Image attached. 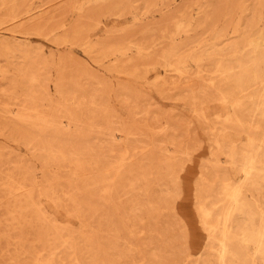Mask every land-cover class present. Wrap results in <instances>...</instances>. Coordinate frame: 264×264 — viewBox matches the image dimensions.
Instances as JSON below:
<instances>
[{"label": "rangeland", "instance_id": "rangeland-1", "mask_svg": "<svg viewBox=\"0 0 264 264\" xmlns=\"http://www.w3.org/2000/svg\"><path fill=\"white\" fill-rule=\"evenodd\" d=\"M263 97L264 0H0V264H264Z\"/></svg>", "mask_w": 264, "mask_h": 264}, {"label": "bare ground", "instance_id": "bare-ground-1", "mask_svg": "<svg viewBox=\"0 0 264 264\" xmlns=\"http://www.w3.org/2000/svg\"><path fill=\"white\" fill-rule=\"evenodd\" d=\"M253 54H254V53H253ZM254 55H255V54H254ZM254 57H255V56H254ZM255 58H256V57H255ZM226 70H227V69H226ZM228 70H229V69H228ZM243 72H245V71H243ZM253 73H254V72H253ZM255 73H256V72H255ZM240 74H241V72H240ZM245 74H246V73H245ZM252 75H254V74H252ZM237 76H238V75H236V77H237ZM254 76H255V75H254ZM239 77H240V76H239ZM253 78H254V77H253ZM255 78H256V76H255ZM250 79H251V78H250ZM228 81H229V80H228ZM238 82H239V81H238ZM240 82H241V80H240ZM249 82H250V81H249ZM241 91H242V90H241ZM224 92H225V90H224ZM230 92H231V91H230ZM219 93H220V92H219ZM225 94H226V92H225ZM233 94H234V93H233ZM221 96H222V95H221ZM232 97H233V96H232ZM225 98H226V97H225ZM225 98H224V99H225ZM263 98H264V97H263ZM222 99H223V98H222ZM227 99H228V98H227ZM229 99H231V97H230ZM233 99H234V98H233ZM224 101H225V100H224ZM226 101H227V100H226ZM262 101H263V100H262ZM260 103L262 104L261 101H260ZM236 104H237V103H236ZM261 104H260V105H261ZM263 105H264V103H263ZM263 105H262V106H263ZM263 107H264V106H263ZM261 108H262V107H261ZM262 109H263V108H262ZM5 113H6V112H5ZM260 115H261V114H260ZM5 116H6V115H5ZM236 117H237V116H236ZM236 117H235V118H236ZM263 117H264V116H262V118H263ZM17 119H18V118H17ZM23 119H25V118H23ZM236 119H238V118H236ZM238 122H239V121H238ZM240 122H241V121H240ZM241 123H242V122H241ZM248 143H249V142H248ZM249 144H250V143H249ZM249 155H250V154H249ZM249 157H251V156H249ZM246 159H247V158H246ZM246 159H245V160H246ZM250 160H251V159H250ZM252 161H253V160H252ZM248 163H249V161H248ZM245 165H246V164H245ZM251 165H254V164H251ZM242 166H243V165H242ZM245 167H248V166H245ZM250 169H252L251 166H250ZM251 171H252V170H251ZM253 171H254V170H253ZM253 171H252V172H253ZM244 172H245V171H244ZM260 172H261V171H260ZM248 173H249V172H248ZM246 175H247V174H246ZM236 188H237V187H236ZM237 198H238V197H237ZM98 202H99V201H98ZM229 202H230V201H229ZM241 203H242V202H241ZM235 204H236V203H235ZM235 206H236V205H235ZM235 206H234V207H235ZM223 209H224V208H223ZM225 209H226V208H225ZM234 211H235V210H234ZM226 213H227V212H226ZM228 215H229V214H228ZM224 234H225V233H224ZM259 236H260V235H259ZM224 237H225V236H224ZM36 245H37V244H36ZM36 248H37V247H36ZM258 250H259V249H258ZM18 252H19V251H18ZM222 252H223V251H222ZM18 255H19V254H18ZM263 255H264V254H263ZM219 259H220V258H219ZM223 260H224V259H223Z\"/></svg>", "mask_w": 264, "mask_h": 264}]
</instances>
